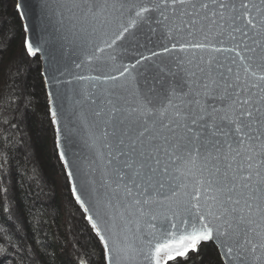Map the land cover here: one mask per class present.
Listing matches in <instances>:
<instances>
[{
    "label": "snow or ice",
    "instance_id": "snow-or-ice-1",
    "mask_svg": "<svg viewBox=\"0 0 264 264\" xmlns=\"http://www.w3.org/2000/svg\"><path fill=\"white\" fill-rule=\"evenodd\" d=\"M33 9L55 23L26 53L58 73L59 158L104 264H204L209 241L264 264V0H18Z\"/></svg>",
    "mask_w": 264,
    "mask_h": 264
},
{
    "label": "trees",
    "instance_id": "trees-1",
    "mask_svg": "<svg viewBox=\"0 0 264 264\" xmlns=\"http://www.w3.org/2000/svg\"><path fill=\"white\" fill-rule=\"evenodd\" d=\"M25 40L15 0H0V264H104L58 157L41 60ZM203 247L204 264H223L213 243Z\"/></svg>",
    "mask_w": 264,
    "mask_h": 264
},
{
    "label": "water",
    "instance_id": "water-1",
    "mask_svg": "<svg viewBox=\"0 0 264 264\" xmlns=\"http://www.w3.org/2000/svg\"><path fill=\"white\" fill-rule=\"evenodd\" d=\"M15 2H16V9H17L18 0H15ZM17 12H18V10H17ZM18 14H19V17L23 23V28H24L26 40L31 39V41L34 44L36 42L40 41L42 39V37H44L45 32L43 31V29H44L45 25L47 24L48 29L51 30L52 25L55 23L54 20L53 21H47L45 19H42L40 14H39L38 9H33L32 11L28 12L26 16H22L19 12H18ZM26 40H25V42H26ZM37 57L41 60L42 76H43L45 88L47 91L49 106L51 109L52 97H50V93L52 94V96H55V94L57 92L56 86L51 81V76H52V74L58 75V73L56 72V69L52 66V64L48 60H46L44 55L38 54ZM32 58H36V57H32ZM66 107H67V105H66ZM65 116H67V112L65 113ZM56 127H57V125H54L56 141H57ZM59 127L61 128V133H62L60 136L61 142L65 145H67V147L71 149V151L68 153L69 157H72L73 153H80L82 156H87L89 154V150L84 145L83 139L81 138L82 136H84V133H82V132L77 133L76 131L72 130L73 129L72 124H68L66 127L65 126V120H63V119L60 121ZM56 148H57V152H58V156H59L60 149L57 147V143H56ZM61 163L64 166L62 161H61ZM66 174H67V170H66ZM70 187H71V183H70ZM76 204L80 207V205L77 202H76ZM80 209L84 213L85 219L88 222V220L86 218L88 213H85L83 208L80 207ZM88 224L90 225L89 222H88ZM90 227H91V225H90ZM93 232L95 233L94 230H93ZM95 235H96V233H95ZM207 243H213V242L209 241Z\"/></svg>",
    "mask_w": 264,
    "mask_h": 264
},
{
    "label": "rangeland",
    "instance_id": "rangeland-1",
    "mask_svg": "<svg viewBox=\"0 0 264 264\" xmlns=\"http://www.w3.org/2000/svg\"><path fill=\"white\" fill-rule=\"evenodd\" d=\"M16 3V2H15ZM59 157V156H58ZM60 159V158H59ZM60 162H61V160H60ZM62 164V163H61ZM63 166V165H62ZM63 168H64V166H63ZM64 172L66 173V170H65V168H64ZM66 177H67V174H66ZM67 179H68V177H67ZM68 182H69V180H68ZM69 186H70V182H69ZM70 190H71V187H70ZM78 206V205H77ZM79 207V206H78ZM80 208V207H79ZM81 210V209H80Z\"/></svg>",
    "mask_w": 264,
    "mask_h": 264
}]
</instances>
